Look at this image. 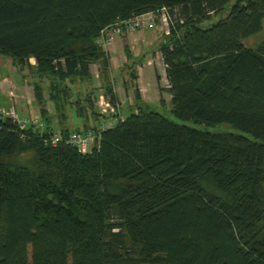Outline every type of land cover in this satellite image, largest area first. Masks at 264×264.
<instances>
[{
  "label": "trees",
  "instance_id": "trees-1",
  "mask_svg": "<svg viewBox=\"0 0 264 264\" xmlns=\"http://www.w3.org/2000/svg\"><path fill=\"white\" fill-rule=\"evenodd\" d=\"M229 1L0 0V55L48 80L60 112L68 83L107 69L102 30L165 8L172 114L232 128L139 107L80 154L71 129L44 143L43 114L44 132L0 116V264H264V39L242 42L261 31L264 0L212 21ZM27 152L30 166L11 160Z\"/></svg>",
  "mask_w": 264,
  "mask_h": 264
},
{
  "label": "crops",
  "instance_id": "crops-1",
  "mask_svg": "<svg viewBox=\"0 0 264 264\" xmlns=\"http://www.w3.org/2000/svg\"><path fill=\"white\" fill-rule=\"evenodd\" d=\"M144 30H147V28L139 30L137 33L124 31L121 34L116 35L113 43L108 48H103L108 58L107 69L102 70L100 62H95L90 65L89 78L82 80L74 79V81L67 84L70 89V97L68 98V103H65V108H63L62 112L58 111L54 105L57 112L56 119H54L53 114L49 109L45 110L44 108H40V114L45 115L49 119L51 125L59 129L61 124L68 117L66 109L68 107L72 109L74 108L75 123L77 124L73 128L64 127L60 129H82L85 126H88L91 112L93 110H98V112H95L100 114L97 123L102 122L100 121V119H103L102 117L107 118L106 114L101 115V111L96 107V100H94V97H98L100 103V99L105 97V102L112 106V108H110L113 112L111 118H107L109 119L107 123H109L110 126H114L119 119H124L131 113L137 112L139 107H144L150 110V103L164 100V90H167L168 99L170 100L171 95L168 92V85L164 86L162 84V76L159 74V62L161 67H164L163 70L165 71V65L162 61L160 51L158 50L160 60L156 59L158 57L154 59L149 51L152 49L150 46H152L154 42L158 43V48L160 47L163 38H159L162 37V34H147ZM153 60H155V63ZM30 63L33 67L35 61H30ZM144 64L150 66L154 71L156 77L154 84L149 83L144 79V74L146 72V70L143 72ZM12 65L13 68L18 71V68L14 66L13 63ZM92 65H97L95 72L92 71ZM0 68H3V66ZM124 70L127 72L123 73L125 72ZM0 78V103L2 104V101L9 103L8 97L12 95L13 92L5 85L7 77H2L0 75ZM108 86L112 88V92L116 96L115 104H111L105 94V90ZM76 97L80 98L81 106L84 104L82 114H78L76 111V106L74 104V102L77 101ZM90 103H93V108L89 106ZM17 105L19 106V104ZM42 110H44V112H42ZM154 111L158 110L155 109ZM21 113H23V111Z\"/></svg>",
  "mask_w": 264,
  "mask_h": 264
},
{
  "label": "rangeland",
  "instance_id": "rangeland-1",
  "mask_svg": "<svg viewBox=\"0 0 264 264\" xmlns=\"http://www.w3.org/2000/svg\"><path fill=\"white\" fill-rule=\"evenodd\" d=\"M237 0H230L228 2V4L226 5L224 11L217 15L214 16L212 18V21H216L221 17H226L228 15V12L231 8V6L236 2ZM209 22H205L204 25H207ZM164 24L162 23L159 15L156 16V20H155V26L152 29H147L144 30V32H146L147 34L149 33H157V34H162V37H160L159 39L163 38L164 34ZM142 30V29H139ZM137 31H133V32H138ZM264 39V20L262 23V29L261 31L256 34L253 35L251 37H248L246 39H244L242 42L246 47H250L253 48L255 47L261 40ZM150 53L152 55V57L157 60H160L159 58V53H158V43L154 42L152 46H150ZM30 61H34V59L32 58ZM145 62V61H144ZM153 62L155 63V60H153ZM159 64V74L162 76L161 78V82L162 84L168 85V81L166 78V74L165 71L163 70L164 67H161L160 62ZM3 66V68H0V75L6 76L7 79L5 81V85L8 89H10L13 94L10 95L8 98L9 103L2 101V104L4 106H14V108L16 109V111L18 112V114L20 115H24V116H30V115H39L40 108H44L45 110L49 109L51 110L54 119H56L57 117V112L54 108V103H52V101L49 98V94H48V80L43 79V78H38L37 76H35L30 69H28L27 67H24L23 69L17 71V69L13 68L12 65V61L7 58L4 57L2 55H0V67ZM97 69V65L93 66L92 65V71L95 72ZM146 70L145 74H144V79L149 82L154 84L156 81V77L154 74V71L152 70V68L150 66H146V64H144V69L143 72ZM125 71V70H124ZM148 71V72H147ZM127 71L123 72L126 73ZM1 81V78H0ZM38 83L41 88H42V102L38 103L37 100L34 97V84ZM167 90H164L163 93V99L162 101H156L154 103H150L149 109L150 110H158V112H160L161 114H163L164 116H166L167 118L173 120L174 122L177 123H185L189 126H195V127H200V128H206L210 131H232V128L225 125V124H221L215 127H204L202 125H196L191 121H182L180 119H178L177 117H175L172 112H171V103L170 100L168 99V93L166 92ZM77 98V97H76ZM105 97L100 99V103H99V98L98 97H94V100H96V107L99 109V111H101V115L106 114L107 118H111L112 116V106H110L111 108H107L108 111L106 113L102 112V107H105ZM77 100H80L79 98H77ZM19 104V106L17 105ZM29 108V109H28ZM21 109V110H19ZM27 109V110H26ZM114 109V108H113ZM23 111V113L21 112ZM26 111V112H25ZM65 111V110H64ZM98 112V110H94L91 112V118L89 119V124L88 126L94 125L95 123H97L100 118V114L96 113ZM66 114L68 115L67 119L61 124L60 128H73L77 123H75V109L68 107L66 109ZM129 114V113H128ZM107 118H103L100 119V121H105L108 122L109 119ZM43 119V117H42ZM96 121V122H95ZM95 122V123H94ZM109 124V123H108ZM110 126V124H109ZM54 131H58L59 129H57V127H53ZM31 159H32V153L27 152V153H23L20 155H15L11 158V160L16 163V164H20V165H24V166H30L31 164Z\"/></svg>",
  "mask_w": 264,
  "mask_h": 264
},
{
  "label": "built area",
  "instance_id": "built-area-1",
  "mask_svg": "<svg viewBox=\"0 0 264 264\" xmlns=\"http://www.w3.org/2000/svg\"><path fill=\"white\" fill-rule=\"evenodd\" d=\"M159 15L162 23L164 24V34L169 33V17L165 8L140 14L128 20L118 21L110 27L101 31L98 43L103 48H108L116 35L124 31L133 32L139 29H152L155 26L156 16ZM110 104L105 102V107H102V112L106 113ZM0 116L10 119L20 129H33L38 132L46 131V123L39 115L24 116L18 114L14 106H4L0 103ZM109 127L105 121L95 124L89 128L71 130L64 138L65 142L74 146L78 153H90L95 146L98 145L102 132ZM63 140L62 135L57 131H50L47 136L43 138L45 144L55 145Z\"/></svg>",
  "mask_w": 264,
  "mask_h": 264
}]
</instances>
